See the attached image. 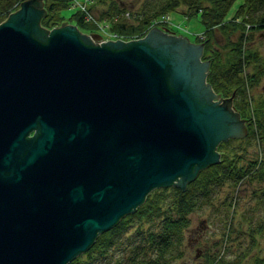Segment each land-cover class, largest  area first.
Returning a JSON list of instances; mask_svg holds the SVG:
<instances>
[{
    "label": "water",
    "instance_id": "1",
    "mask_svg": "<svg viewBox=\"0 0 264 264\" xmlns=\"http://www.w3.org/2000/svg\"><path fill=\"white\" fill-rule=\"evenodd\" d=\"M46 13L24 0L0 23V264H68L247 134L203 44L160 28L108 42Z\"/></svg>",
    "mask_w": 264,
    "mask_h": 264
},
{
    "label": "trees",
    "instance_id": "2",
    "mask_svg": "<svg viewBox=\"0 0 264 264\" xmlns=\"http://www.w3.org/2000/svg\"><path fill=\"white\" fill-rule=\"evenodd\" d=\"M24 0H0V23L15 11ZM94 1V0H91ZM105 3V0H97ZM237 0H153L145 1L138 11L128 12L112 0L108 9L99 16L91 5V13L110 23L111 30L129 38L146 34L155 18L186 6L187 17L201 15L206 25L204 58L210 61L208 82L221 96L229 97L234 92L237 111L247 120L248 133L241 139L221 142L218 151L219 163L201 170L198 176L188 183L185 190L178 186L153 189L135 212L122 217L111 229L98 235L93 245L68 264H176L185 256L186 234L192 226L191 215L209 206H216L214 198L223 186L237 187L242 181L258 180L259 187L254 191L257 205L263 212L260 216L241 215L248 228H239L250 245L241 244V252L234 261L223 255L208 254L205 264H241L247 259L250 264H264L260 238H264V157L247 155L254 146L264 152V99L253 98L251 89L256 88L264 77V62L259 63L257 52L246 53L245 40L251 39L252 32L264 29V0H241L235 12H230ZM71 0H45L46 15L41 23L52 29L68 21L83 32L96 30L78 12L68 15ZM96 9V8H95ZM126 13L130 14L129 19ZM239 32V39L227 57L223 49L215 46L217 31ZM248 32V33H246ZM262 60V59H261ZM258 62V63H256ZM253 69L248 70V68ZM255 101V103H254ZM225 204L233 206L232 200ZM227 227V240L233 239V220ZM256 249L250 255L249 249Z\"/></svg>",
    "mask_w": 264,
    "mask_h": 264
},
{
    "label": "rangeland",
    "instance_id": "3",
    "mask_svg": "<svg viewBox=\"0 0 264 264\" xmlns=\"http://www.w3.org/2000/svg\"><path fill=\"white\" fill-rule=\"evenodd\" d=\"M121 8H124L128 12L138 11L145 1L148 0H115ZM150 1V0H149ZM153 1V0H151ZM241 0H237L233 6L230 16L235 12L236 5ZM112 0H105V3L94 0H71L70 10L67 11L68 15L78 12L81 15H85L86 11L94 5V12L99 16L103 11L108 9ZM96 8V9H95ZM16 11V10H15ZM186 6L182 5L177 10H173L169 13L170 20L165 19V23L170 26L173 25L174 29L178 32L176 36L187 37L191 42H195L196 38L201 35L206 30V25L201 20V15H195L191 17H186L185 14ZM128 17H130L128 15ZM131 18V17H130ZM94 19H99L95 17L88 16L85 20L87 22H92ZM104 24H107V20H103ZM67 22V21H65ZM164 26V24H160ZM159 27V26H158ZM109 28H105L102 24L96 27V30L109 42L117 41L119 37L116 34H111ZM93 32V31H91ZM87 33V32H86ZM248 33V32H246ZM251 39L245 40V50L248 54L249 52H257L260 56L261 63L264 62V29H256L252 33ZM239 32L227 33L217 31L214 42L215 46L223 49V56L227 57L230 50L235 45L239 39ZM262 59V60H261ZM256 62V63H258ZM253 69L251 66L248 70ZM250 95L253 98H263L264 99V77L261 79L259 85L256 88L251 89ZM255 103V101H254ZM258 147L254 146L248 149L247 155L250 158H255L259 154L260 157H264V152L259 150ZM259 187L258 180H247L242 181L237 187H231L229 185L223 186L219 190V193L214 198L216 206H209L200 211H196L191 215L192 226L186 234L185 239V256L178 260L176 264H205L208 254L213 255H223L227 260L234 261L240 254L241 244L244 246L250 245L242 237L239 228L247 229L248 223L241 215H255L260 216L263 209L260 205H257L256 198L254 196V191ZM233 206L225 204V201H231ZM235 209V218L233 224L237 228L234 232L233 239L227 240V227H229L231 221V212ZM260 245L262 246L261 252L264 253V238H260ZM246 249H249L247 247ZM256 249H249L248 253L250 255L256 253ZM248 259V258H247ZM247 259L242 261L241 264H250Z\"/></svg>",
    "mask_w": 264,
    "mask_h": 264
},
{
    "label": "flooded vegetation",
    "instance_id": "4",
    "mask_svg": "<svg viewBox=\"0 0 264 264\" xmlns=\"http://www.w3.org/2000/svg\"><path fill=\"white\" fill-rule=\"evenodd\" d=\"M197 43H199V42H197ZM200 43H202V42H200ZM200 43H199V44H200ZM202 44H203V43H202ZM202 59H203V60H207V59L204 58V56L202 57ZM33 136H34V133L31 132V133L29 134V138H32Z\"/></svg>",
    "mask_w": 264,
    "mask_h": 264
},
{
    "label": "bare ground",
    "instance_id": "5",
    "mask_svg": "<svg viewBox=\"0 0 264 264\" xmlns=\"http://www.w3.org/2000/svg\"><path fill=\"white\" fill-rule=\"evenodd\" d=\"M146 197H147V196H146ZM145 200H146V199H145ZM144 202H145V201H144ZM144 202H143V203H144Z\"/></svg>",
    "mask_w": 264,
    "mask_h": 264
}]
</instances>
